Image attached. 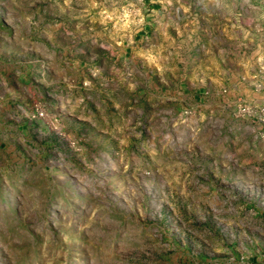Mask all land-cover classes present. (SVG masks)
Returning <instances> with one entry per match:
<instances>
[{
    "label": "rangeland",
    "instance_id": "1",
    "mask_svg": "<svg viewBox=\"0 0 264 264\" xmlns=\"http://www.w3.org/2000/svg\"><path fill=\"white\" fill-rule=\"evenodd\" d=\"M175 8L142 49L141 0H0V52L63 97L0 121V264H264V126L239 112L264 107V0Z\"/></svg>",
    "mask_w": 264,
    "mask_h": 264
},
{
    "label": "crops",
    "instance_id": "2",
    "mask_svg": "<svg viewBox=\"0 0 264 264\" xmlns=\"http://www.w3.org/2000/svg\"><path fill=\"white\" fill-rule=\"evenodd\" d=\"M175 3L176 0H141V8L145 15L140 16L142 19L141 26L134 32V43L137 46L141 45L143 49L147 44L145 40L156 29L166 32L173 30V26L177 25L182 17L179 16L181 14L180 8H175ZM166 7L168 9L165 10ZM182 15L185 28L189 22L185 20L187 19L185 11L182 12ZM116 27L114 26V29L111 30V34L118 35ZM122 46L127 48V43L125 45L124 40L118 41L117 36L111 39V48L119 47L121 49ZM47 54L45 53V57H43L45 63H50L56 67L61 65L62 58L57 52L52 53L50 57ZM17 57L15 52L7 54L0 52V121L23 129L26 125L25 118H27V110H29L30 105L32 108L38 103L40 108L45 111L49 108L57 111L56 109L61 104L60 99L63 98L59 96V93L62 92V79L57 73L50 76L45 72L32 75L31 71L27 70L22 62L17 60ZM18 59L21 57L19 56ZM0 144H5V142L0 141Z\"/></svg>",
    "mask_w": 264,
    "mask_h": 264
},
{
    "label": "built area",
    "instance_id": "3",
    "mask_svg": "<svg viewBox=\"0 0 264 264\" xmlns=\"http://www.w3.org/2000/svg\"><path fill=\"white\" fill-rule=\"evenodd\" d=\"M239 112L241 114L249 115L254 119H257L260 124L264 126V107L257 111H253V109L249 106H241ZM40 116H43V114L41 113Z\"/></svg>",
    "mask_w": 264,
    "mask_h": 264
}]
</instances>
